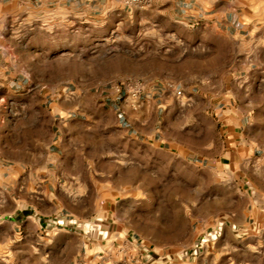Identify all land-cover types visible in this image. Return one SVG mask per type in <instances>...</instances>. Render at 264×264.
<instances>
[{
	"label": "crops",
	"instance_id": "1",
	"mask_svg": "<svg viewBox=\"0 0 264 264\" xmlns=\"http://www.w3.org/2000/svg\"><path fill=\"white\" fill-rule=\"evenodd\" d=\"M72 6H79L77 16L83 22L80 28H55L49 23L58 8L69 11ZM90 8L102 14H92ZM120 14L127 25L142 28H117L118 21L106 22L105 28H81L88 18L110 20ZM32 20L36 21L34 26L29 23ZM28 34L34 40H46L45 46L35 47L38 59L35 62L40 65L44 64L41 57L50 60L56 41L61 42L62 48H71L77 38L79 49L122 43L128 50H137L126 55L132 66L128 69L116 67L113 57L94 59V68L87 67L86 57L82 56L85 65L82 80L121 81L133 77L157 83L147 86L138 108L117 99L113 90H107L104 96L109 102L107 113L111 121H100L109 130L107 137H119V142L131 145L136 143L147 152L151 147L163 150L169 146L196 155L167 133L166 113L172 105L165 104L166 82L178 80L177 86L193 97L216 96L221 98L219 103H228L230 93L225 76L209 72L208 67L230 62V44L234 50L264 48V0H154L146 9L129 7L125 0H0V100L7 102L0 101V245L3 246L12 241L40 238L44 217L63 209L72 215H86L80 209L85 198L80 192L81 178L86 173H95L97 160L88 152L86 141L88 131L96 123L86 121L84 107L49 105L48 94L43 90L26 87L25 71L36 73L29 66L32 62L24 60L26 54L20 44ZM153 57L167 65H183L185 74L178 79L165 73L152 74ZM99 64L101 69H97ZM263 78L264 74L258 73L259 91L264 88L259 84ZM9 102H13L15 111L10 110ZM201 110L220 115L219 121H215L222 146V157L218 158L229 163L222 168L221 175L233 179L228 181L239 180V187L245 189L240 204L236 203L232 190L217 198L215 216L225 219L224 229L207 264H264L261 117L264 103L258 100V122L250 116L256 109L245 105L210 103ZM72 115L75 117L71 118ZM205 146L211 151L216 142H206ZM133 154V148L126 151L127 158ZM88 160L94 164H88ZM251 163L258 170V179H254L256 198L246 189L245 181L240 180L251 176ZM58 235L76 244L81 242L79 245L83 247L84 238L77 233L60 231ZM69 246L60 244L61 248Z\"/></svg>",
	"mask_w": 264,
	"mask_h": 264
},
{
	"label": "rangeland",
	"instance_id": "2",
	"mask_svg": "<svg viewBox=\"0 0 264 264\" xmlns=\"http://www.w3.org/2000/svg\"><path fill=\"white\" fill-rule=\"evenodd\" d=\"M78 9L79 6H72L69 11L58 8L49 23L55 28H80L83 22L77 16ZM90 11L102 14L94 8ZM114 21H118L117 28H142L127 25L121 14L110 20L88 18L81 28H105L106 22ZM29 23L34 26L36 21ZM20 44L26 54L24 60L32 62L29 66L36 72L25 71L26 87L43 90L48 94L46 103L49 105H82L86 121L96 123L88 131L86 141L88 152L97 160L93 167L95 173H86L81 178L80 192L85 198L80 209L86 211V215H72L63 209L53 216L44 217L40 238L31 237L21 243L12 241L9 245H0V264H207L209 254L216 249L224 229L225 219L215 216L217 198L232 190L236 203L240 204L245 189L239 187V180L228 181L233 179L221 175L222 168L229 163L218 158L222 157V146L215 121H219L220 115L201 109L210 103L254 107L256 111L250 116L258 122V100L264 103V95L260 94L264 93V88L258 90V73L264 74V63H260L264 62V48L234 50L230 44V62L208 67L209 72L225 76V85L230 93L226 98L228 103H219L221 98L216 96L193 97L177 86L178 80L166 82L165 104L172 105L166 113L167 133L194 150L197 153L194 155L169 146L163 150L151 147L147 152L136 143L131 145L130 142H119V137H107L109 130L100 123L101 120L105 123L111 121L107 113L109 102L104 96L107 90H113L117 99L132 107L133 101L117 94L121 81L82 80L81 72L85 66L82 56L86 57L83 58L87 67L94 68V59L113 57L116 67L128 69L132 66L128 64L126 55L137 50H128L122 43L79 49L77 38L71 48H62L61 42L56 41L51 50L52 57L49 61L41 57L44 64L40 65L35 62L38 60L35 47L45 46L46 40H34L28 34ZM152 62L151 72L156 76L165 73L178 79L185 74L183 65H167L155 57ZM101 68L99 64L97 69ZM143 82L146 89L157 84L154 80ZM260 83L264 85V78ZM176 90H181L182 95L177 96ZM160 95L162 97V92ZM142 101L140 98V106ZM11 103L10 110L15 111ZM188 105L193 107L186 108ZM160 117L162 119V111ZM261 117L264 119V113ZM209 141L216 142L211 151L205 148ZM131 148L134 154L127 158L126 151ZM116 150L119 153L116 154ZM88 164L93 165L94 162L88 160ZM249 168L251 176L240 180L245 181L246 189L256 198L258 191L254 179H258V170L254 163ZM60 231L79 234L84 238L83 247L79 245L81 242L76 244L74 240L60 237ZM215 231L217 237L212 238ZM61 242L70 246L61 248ZM201 243L205 245L200 249Z\"/></svg>",
	"mask_w": 264,
	"mask_h": 264
},
{
	"label": "built area",
	"instance_id": "3",
	"mask_svg": "<svg viewBox=\"0 0 264 264\" xmlns=\"http://www.w3.org/2000/svg\"><path fill=\"white\" fill-rule=\"evenodd\" d=\"M154 0H125V4L129 7H135L140 9H146L152 5ZM146 91V86L143 81L128 77L121 80L120 85L117 87V94L120 98L133 101V107L138 108L140 106V98ZM176 95L181 96L182 91L176 90ZM212 238L217 237V232H213ZM205 243H201L198 248H203Z\"/></svg>",
	"mask_w": 264,
	"mask_h": 264
}]
</instances>
